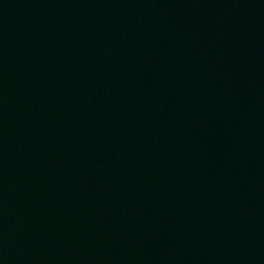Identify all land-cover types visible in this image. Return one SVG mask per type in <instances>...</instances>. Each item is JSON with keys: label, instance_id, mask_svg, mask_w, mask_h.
Here are the masks:
<instances>
[{"label": "water", "instance_id": "obj_1", "mask_svg": "<svg viewBox=\"0 0 264 264\" xmlns=\"http://www.w3.org/2000/svg\"><path fill=\"white\" fill-rule=\"evenodd\" d=\"M0 264H264V0H0Z\"/></svg>", "mask_w": 264, "mask_h": 264}]
</instances>
